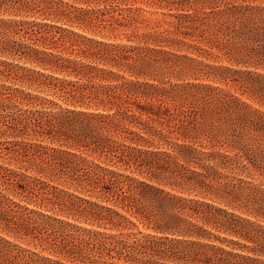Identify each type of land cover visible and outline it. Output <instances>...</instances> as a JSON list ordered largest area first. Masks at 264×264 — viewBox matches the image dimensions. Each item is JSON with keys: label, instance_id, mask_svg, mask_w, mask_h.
Wrapping results in <instances>:
<instances>
[{"label": "trees", "instance_id": "1", "mask_svg": "<svg viewBox=\"0 0 264 264\" xmlns=\"http://www.w3.org/2000/svg\"><path fill=\"white\" fill-rule=\"evenodd\" d=\"M80 1L0 0V264H264V0Z\"/></svg>", "mask_w": 264, "mask_h": 264}, {"label": "rangeland", "instance_id": "2", "mask_svg": "<svg viewBox=\"0 0 264 264\" xmlns=\"http://www.w3.org/2000/svg\"><path fill=\"white\" fill-rule=\"evenodd\" d=\"M64 1L70 3L71 5H73L75 7H82V8H94V7H96L94 2L85 3V2H82L80 0H64ZM130 4H132V5L134 4L137 7H141L143 9H145L146 11H148L146 13V16L151 17V18H159L160 14L162 12H165V11H162L161 9L148 6L144 2H141L140 0H137V3L136 2H130ZM103 6H104L103 4L99 5V7H103ZM155 12H158V13H155ZM151 13H153V14H151ZM0 17L10 18L12 16H9L7 14H5L3 16L0 14ZM42 19L43 18L39 17L38 15H36V17L27 18V20H29V21L34 20L36 22L42 21ZM70 28L72 30L78 32V33L87 34L88 36H95L97 38H107V39H111V40H115V41L123 42V43H126L129 38L133 39L134 42L139 41V39L135 38L133 35L135 32H134V28L132 26L131 27H118L116 25L115 30H104V31L85 30L84 28H80L78 26H72ZM10 61H12V60H10ZM20 65L27 67V68H30V69L31 68L35 69L37 71L41 70L39 67H36L34 65H31L28 63L25 64L24 61H21ZM42 72L50 74L49 71H42ZM18 85L22 86V88L26 89L28 92L32 93L33 95H38L40 97L52 100L56 104H58V106L65 107V104L61 100H59L58 98H56L55 96L51 95L48 92L40 91L39 89H36V87H28L27 85H22V84H18ZM48 106H51V105L47 104L46 107H48ZM56 107L57 106H55V108ZM9 140L11 141L12 139H9ZM44 143L49 144V141L47 140ZM4 153H6V150L4 151ZM6 158L7 157H5V156H4V158H1V156H0V161L5 162V163L9 162V160H7ZM94 158L97 159L98 161H104L103 159L99 160L97 157H94ZM11 164L13 167H16L13 163H11ZM30 174L34 175V172H30ZM42 179L46 180L47 182H50L53 185H55L54 183L49 181L46 177H42ZM14 199L18 202H21V204H23V205L27 204L28 201H30L29 198H23V197L22 198H14ZM32 201H35V200H32ZM39 204H40V201L36 199V209L41 210V211L43 210L44 212H46L48 214H52V212H50L48 208H45V207L40 208ZM30 207L34 208L35 206L33 204V205H30ZM36 244L38 245V243H36ZM31 246L33 247V245H31ZM37 247H38V251H40L41 247H39V246H37Z\"/></svg>", "mask_w": 264, "mask_h": 264}]
</instances>
